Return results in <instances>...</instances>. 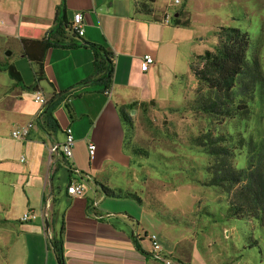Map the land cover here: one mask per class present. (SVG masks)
I'll return each instance as SVG.
<instances>
[{
	"label": "crops",
	"instance_id": "1",
	"mask_svg": "<svg viewBox=\"0 0 264 264\" xmlns=\"http://www.w3.org/2000/svg\"><path fill=\"white\" fill-rule=\"evenodd\" d=\"M134 1L0 0V48L5 53L12 50L6 57L17 54L7 62L15 66L20 79L14 82L5 70L7 64L0 66V123H4V113L13 126L36 120L41 106L23 103L25 88L38 91L46 100L52 92L60 97L69 94V110L64 98L56 104L58 127L48 130L41 116L22 145L23 163L7 166L3 172L2 186L14 196L23 193L22 199L17 195L16 214L0 218V249L6 247L5 256L1 255L6 264H57L47 239L45 204L48 231L62 240L64 264H160L151 256L147 234L162 233V223L153 219L162 215L137 193L151 183V177L142 168V157L126 151V132L117 107L137 103L132 114L139 111L146 120L151 118L149 104L156 107L157 91L172 86V79L189 61L190 34L181 19L164 22L163 10L159 19L136 14ZM76 12L83 15L84 35L78 38L66 30L62 39L53 29L63 19L71 22ZM45 37L54 45L45 51L43 76L36 81L35 68L22 51V39ZM100 48L114 56L109 93L94 73L95 53ZM146 53L154 63L142 71L140 63ZM25 59L33 74L31 86L37 85V90L23 83L26 63L21 60ZM67 128L75 139L73 156L50 154L51 146L64 141ZM133 134L130 142L140 146ZM89 143L95 145L92 156ZM69 183H81L84 193L70 195ZM104 186L134 192L141 203L106 196ZM132 201L148 215L133 209ZM0 204L8 209L14 205L13 199H0ZM26 211L35 217L23 221ZM161 235V245L173 264H185L180 241L171 243L165 233Z\"/></svg>",
	"mask_w": 264,
	"mask_h": 264
},
{
	"label": "rangeland",
	"instance_id": "2",
	"mask_svg": "<svg viewBox=\"0 0 264 264\" xmlns=\"http://www.w3.org/2000/svg\"><path fill=\"white\" fill-rule=\"evenodd\" d=\"M154 6L159 12L167 10L172 16L181 10L180 19L188 20L186 31L190 34V53L182 73L172 79V86L157 91L159 99L156 107L149 104L151 118L146 120L139 111L132 114L135 118L134 138L152 154L149 158H141L142 168L150 174L151 183L137 193L162 215V218H153L156 223H162L161 234L165 233L171 243L180 241L179 253L183 254L181 261L185 264H264V222L219 218L227 207L229 195L217 187L204 184L207 178L204 167L211 158L190 143V137L210 123L204 115L183 108L186 101L194 97L198 84L190 64L205 50L214 49L217 30L221 26H236L249 33L252 45L260 53L264 70V0H180L178 5H173L170 0H155ZM6 56L5 49L0 48V66H5L9 59L17 58V54L13 58ZM21 61L26 63L23 83L31 86L33 74L29 61ZM23 93L25 105L42 108L35 101L36 91L25 88ZM172 108L179 110L171 111ZM3 115L4 123H0V199H13L14 205L8 209L0 204V218L9 217V213L16 214L15 202L18 196L20 199L23 197V193L14 196L2 186V175L7 166L23 163L22 156L25 154L22 145L26 140L12 136V130L21 125H11L9 115ZM234 123L233 120H226L218 127L232 129ZM240 128L247 138L254 141L264 138V107L259 108L257 97L252 106L251 119L241 123ZM247 155V148H244L233 159L234 165L245 167ZM150 186L153 187L152 197ZM129 203L133 209L148 215L136 202ZM203 207L218 213L217 218L213 220L201 214ZM161 234L158 232L160 243ZM250 237L258 240L251 248L247 246L251 242ZM5 254L6 247L1 246L0 264H6L5 257L1 256Z\"/></svg>",
	"mask_w": 264,
	"mask_h": 264
},
{
	"label": "trees",
	"instance_id": "3",
	"mask_svg": "<svg viewBox=\"0 0 264 264\" xmlns=\"http://www.w3.org/2000/svg\"><path fill=\"white\" fill-rule=\"evenodd\" d=\"M154 2L155 0H135L136 14L159 19V10L154 6ZM181 14V10L178 11V15L173 16L172 20L177 22ZM183 24H188V20H184ZM66 30L70 32L72 28L71 22L65 19L54 29L55 33L62 36V39ZM52 45L54 43L47 37L39 40L22 39V51L35 68L36 81L43 76L44 54ZM97 50L94 58V73L100 76L104 92L109 93L114 56L106 49ZM190 69L198 84L194 97L187 100L183 108L195 114L204 115L210 123L209 126L192 135L190 143L211 158L204 167L207 172L204 184L217 187L229 195L227 207L219 218L256 219L264 222V138L254 141L252 138H247L240 128L241 123L251 119L252 106L256 97L259 108L264 107V70L260 53L252 45L246 30L236 26H221L217 30V44L214 49L205 50L191 62ZM5 70L14 82H20L19 72L12 63H7ZM28 88L37 90V85ZM57 95L58 93L52 92L50 99ZM68 95L58 98L43 112L42 116L45 117L48 130L58 127L54 110L61 98H64L69 110ZM136 105L137 103H131L117 107L126 132L125 148L132 155L149 158L152 155L151 152L130 142L134 132L131 111ZM170 110L178 111L179 108ZM226 120L236 122L232 129L218 127ZM244 148H247L248 153L247 164L245 167H236L233 159ZM103 188L106 196L131 198L141 203V199L134 192L106 186ZM201 210V214L213 220L217 218L218 213L206 207ZM52 240L58 258L64 263L62 240L53 236ZM249 240L251 242L247 246L250 248L258 243V240L253 237Z\"/></svg>",
	"mask_w": 264,
	"mask_h": 264
},
{
	"label": "built area",
	"instance_id": "4",
	"mask_svg": "<svg viewBox=\"0 0 264 264\" xmlns=\"http://www.w3.org/2000/svg\"><path fill=\"white\" fill-rule=\"evenodd\" d=\"M173 5H178L180 3V0H170ZM172 15L168 14L167 10H164L163 14V21L169 22L172 21ZM71 32L73 34L80 38L84 35L83 30V15L81 12L74 13L72 19H71ZM154 63V58L151 54H144L142 56V61L140 63V69L142 71H146L152 64ZM35 95V101L40 103L42 107L46 104V99L38 92L36 91ZM42 109V108H41ZM41 111V110H40ZM36 120H32L25 125H22L14 130H12V136L21 140L27 139L30 135V132L32 128L34 127ZM75 139L71 132L70 128H67L65 130V138L64 141L61 143V145L55 144L49 148L50 154H58V152L61 153V155L65 158H71L73 156V148H74ZM88 151L89 154L92 156L95 151V145L93 143L88 144ZM67 192L72 196H78L82 195L84 193V187L81 183H69L67 186ZM48 209V205H47ZM47 214V211H46ZM35 217L34 213H30V211H26L22 215V220H30ZM47 232V231H46ZM148 241L150 243L151 248V256L156 259L160 264H173L175 261L172 258L169 253H167L160 241L157 233L151 232L147 234Z\"/></svg>",
	"mask_w": 264,
	"mask_h": 264
},
{
	"label": "water",
	"instance_id": "5",
	"mask_svg": "<svg viewBox=\"0 0 264 264\" xmlns=\"http://www.w3.org/2000/svg\"><path fill=\"white\" fill-rule=\"evenodd\" d=\"M178 15V13H175L174 14V16H177ZM54 30V29H53ZM53 30L51 31V32H53ZM51 32L48 34V37H49V35L51 34ZM101 52L103 53V51L101 50ZM6 55H8V54H10V51H8L7 53H5ZM107 65H108V67H109V63L107 62ZM61 96V94H59V95H57V96H55V97H53V98H51L43 107H42V109H41V111H40V113H39V115H38V117L36 118V121L37 122H40V119H41V116H42V114H43V112L54 102V101H56L59 97ZM61 155V153L60 152H58V154L56 155V157H59ZM52 166H53V164L51 165V167H50V169H52ZM51 181V180H50ZM44 217H45V224H46V231H47V239H48V243H49V245H50V247H51V249H52V252H53V254H54V258H55V260H56V263L57 264H64V263H62L61 261H60V259L58 258V254H57V251H56V249H55V247H54V244H53V240H52V236H51V234L49 233V229H48V220H47V214H46V211H47V204H45V206H44Z\"/></svg>",
	"mask_w": 264,
	"mask_h": 264
}]
</instances>
